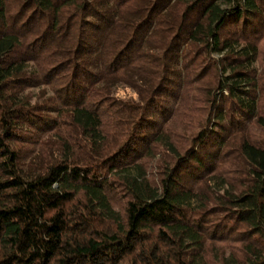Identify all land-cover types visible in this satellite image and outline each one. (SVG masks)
<instances>
[{
  "label": "trees",
  "instance_id": "obj_1",
  "mask_svg": "<svg viewBox=\"0 0 264 264\" xmlns=\"http://www.w3.org/2000/svg\"><path fill=\"white\" fill-rule=\"evenodd\" d=\"M0 264H264V0H0Z\"/></svg>",
  "mask_w": 264,
  "mask_h": 264
}]
</instances>
